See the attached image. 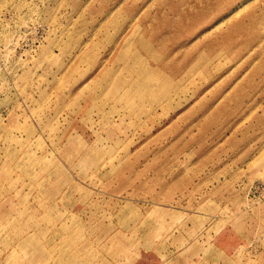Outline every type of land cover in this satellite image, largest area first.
Segmentation results:
<instances>
[{"label": "rangeland", "instance_id": "rangeland-1", "mask_svg": "<svg viewBox=\"0 0 264 264\" xmlns=\"http://www.w3.org/2000/svg\"><path fill=\"white\" fill-rule=\"evenodd\" d=\"M264 0H0V264H264Z\"/></svg>", "mask_w": 264, "mask_h": 264}, {"label": "built area", "instance_id": "built-area-1", "mask_svg": "<svg viewBox=\"0 0 264 264\" xmlns=\"http://www.w3.org/2000/svg\"><path fill=\"white\" fill-rule=\"evenodd\" d=\"M262 188L264 189V184H262Z\"/></svg>", "mask_w": 264, "mask_h": 264}]
</instances>
